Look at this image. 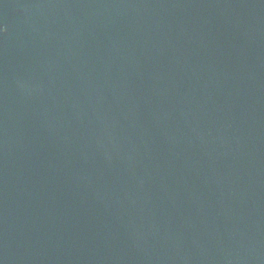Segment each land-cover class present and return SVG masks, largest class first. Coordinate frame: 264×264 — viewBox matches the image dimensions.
Here are the masks:
<instances>
[{
    "label": "water",
    "instance_id": "obj_1",
    "mask_svg": "<svg viewBox=\"0 0 264 264\" xmlns=\"http://www.w3.org/2000/svg\"><path fill=\"white\" fill-rule=\"evenodd\" d=\"M0 264H264V0H0Z\"/></svg>",
    "mask_w": 264,
    "mask_h": 264
},
{
    "label": "snow or ice",
    "instance_id": "obj_2",
    "mask_svg": "<svg viewBox=\"0 0 264 264\" xmlns=\"http://www.w3.org/2000/svg\"><path fill=\"white\" fill-rule=\"evenodd\" d=\"M0 31H5V29H0Z\"/></svg>",
    "mask_w": 264,
    "mask_h": 264
},
{
    "label": "clouds",
    "instance_id": "obj_3",
    "mask_svg": "<svg viewBox=\"0 0 264 264\" xmlns=\"http://www.w3.org/2000/svg\"><path fill=\"white\" fill-rule=\"evenodd\" d=\"M5 31H6V29H5Z\"/></svg>",
    "mask_w": 264,
    "mask_h": 264
}]
</instances>
